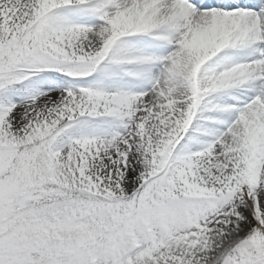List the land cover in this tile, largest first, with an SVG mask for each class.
<instances>
[{"label": "snow or ice", "instance_id": "obj_1", "mask_svg": "<svg viewBox=\"0 0 264 264\" xmlns=\"http://www.w3.org/2000/svg\"><path fill=\"white\" fill-rule=\"evenodd\" d=\"M0 264H264V0H0Z\"/></svg>", "mask_w": 264, "mask_h": 264}]
</instances>
